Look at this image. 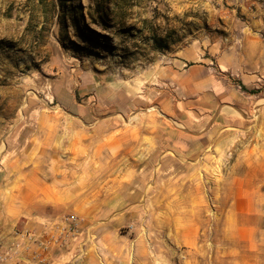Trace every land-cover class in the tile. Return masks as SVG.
I'll list each match as a JSON object with an SVG mask.
<instances>
[{
    "label": "rangeland",
    "instance_id": "1",
    "mask_svg": "<svg viewBox=\"0 0 264 264\" xmlns=\"http://www.w3.org/2000/svg\"><path fill=\"white\" fill-rule=\"evenodd\" d=\"M253 3L0 0L1 170L10 147L11 176L24 182L32 136L59 138L65 159L88 144L96 170L94 134L128 139L130 166L143 141L156 145L147 201L111 227L79 217L82 234L109 236L61 253V264H264V77L253 51L264 5ZM66 174L94 211L124 191L103 187L105 173ZM245 195L240 229L232 203Z\"/></svg>",
    "mask_w": 264,
    "mask_h": 264
},
{
    "label": "crops",
    "instance_id": "2",
    "mask_svg": "<svg viewBox=\"0 0 264 264\" xmlns=\"http://www.w3.org/2000/svg\"><path fill=\"white\" fill-rule=\"evenodd\" d=\"M253 2L254 6L256 4L264 5V2L260 3L259 0H253ZM262 20H264V15L261 14L255 20L258 33H255L253 39L254 55L256 60L261 62L257 65L258 72L255 75L258 80L260 77H264V63H262L264 62V26H260ZM112 137L110 134L105 135L102 139V135L94 134L90 140L91 144L99 142V149L95 150L98 154L95 156L104 158L103 169L97 170L91 164L87 165L90 156L88 144L83 150L75 151L65 159L60 139L54 135L48 134L37 139L32 136L26 139V141H31V144L26 146L25 151L24 160L28 168L25 169L24 182H17L15 177L11 176L12 172L16 170L14 165L16 161L11 160L13 154L10 147L6 148L3 158L9 161L8 166L4 171L0 169V237L13 232L20 220L26 221L25 227L42 231L50 220L62 218L67 214H75L80 218L83 216L82 219L85 221H102V224L111 227L110 221L114 219V215L126 219L131 210L135 209L136 211L140 208L142 201L148 199L146 190L152 187L151 184L154 187L155 181H157L156 172L159 171L155 170L156 167L152 166V170H150L144 164L149 157L154 156L156 145L146 147L143 141L141 148L144 159L132 161L130 166L127 151L126 154L123 153L124 143H128V139L122 137L114 142ZM34 141L37 142L34 143ZM73 146L75 145L71 144V147ZM71 162L83 164V168L79 167V170L78 167L68 165ZM80 171L105 173L106 178L103 183L106 184H103V187L124 190L120 192L119 200L113 203V199L110 197V201L107 200L104 206L97 211H94V208L83 206L87 205L88 198L79 195L80 184H74L71 176L66 174ZM5 172L9 175H4ZM252 201V197L245 195L232 203V211L240 221V229H246L247 226L241 223L245 221L246 213L241 205H249L250 208L253 205ZM85 231L86 233L81 234L80 240L70 248V251L54 250L50 256L49 264H61V253L65 251L69 252L68 254L76 253L80 251L82 245L86 247L92 245V238L96 236L100 238L103 235L105 238L109 236L106 230L99 233L89 227ZM195 242L196 240L191 241L192 244Z\"/></svg>",
    "mask_w": 264,
    "mask_h": 264
},
{
    "label": "built area",
    "instance_id": "3",
    "mask_svg": "<svg viewBox=\"0 0 264 264\" xmlns=\"http://www.w3.org/2000/svg\"><path fill=\"white\" fill-rule=\"evenodd\" d=\"M81 223L77 215L68 214L50 220L42 231L24 227L11 239L0 237V264H49L54 250L70 251L80 240Z\"/></svg>",
    "mask_w": 264,
    "mask_h": 264
},
{
    "label": "trees",
    "instance_id": "4",
    "mask_svg": "<svg viewBox=\"0 0 264 264\" xmlns=\"http://www.w3.org/2000/svg\"><path fill=\"white\" fill-rule=\"evenodd\" d=\"M38 1H39V3H40L41 7H43V6L45 5V0H38ZM93 21H94V20H93ZM83 23L85 24V26H86L87 29H90V27H89L85 22H83ZM240 85H241L242 89H244V91L253 92V90H248V89L246 88V86H244L243 84H240Z\"/></svg>",
    "mask_w": 264,
    "mask_h": 264
},
{
    "label": "bare ground",
    "instance_id": "5",
    "mask_svg": "<svg viewBox=\"0 0 264 264\" xmlns=\"http://www.w3.org/2000/svg\"><path fill=\"white\" fill-rule=\"evenodd\" d=\"M94 28L97 29V27H95V26H94ZM97 30H99V29H97ZM139 120H140V119H139ZM52 124H53V123H52ZM77 136H78V135H77ZM83 137H85V136H83ZM86 185H87V184H86Z\"/></svg>",
    "mask_w": 264,
    "mask_h": 264
}]
</instances>
